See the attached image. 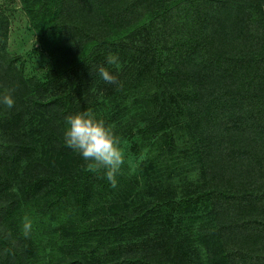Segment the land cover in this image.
<instances>
[{
	"label": "rangeland",
	"instance_id": "obj_1",
	"mask_svg": "<svg viewBox=\"0 0 264 264\" xmlns=\"http://www.w3.org/2000/svg\"><path fill=\"white\" fill-rule=\"evenodd\" d=\"M179 1L184 2L182 12L190 13L192 2L198 5L208 0H177L167 9ZM223 6L228 20L225 28L234 36L235 51L264 55V0L260 6L239 2ZM54 18L51 0H0V94L5 88L14 90L15 99L11 110L0 104V234L14 243L22 254V264H68L74 257L90 264H111L113 258L130 254V250H134L132 255L149 250L164 233L163 228L175 229L176 237L183 238L184 243L187 240L186 249H194L197 243L192 241V231L197 235L196 225H202L208 234L213 222L203 202L195 206L196 213H190L194 225L180 219L176 204L172 209L164 205L159 211L152 208L162 205L163 195L178 199L182 192L196 196L206 188L199 145L195 143L202 136L201 125L187 113V106L200 101L203 87L211 84L216 88V77L210 79L207 71L206 78H201L194 64L180 63L175 53L170 52L168 60L166 51L153 54L148 24L151 15L123 31L111 29V45L89 55L71 51L51 54L57 43L47 34L43 40L38 36ZM213 28L214 24L202 27L201 35L191 28L181 31L195 38L204 35L201 44L206 46L207 40L219 32L218 26ZM253 35L250 42L248 36ZM109 53L119 57L118 67L106 63ZM99 66L117 75L121 86L106 84L98 73ZM169 69L194 70V76L185 80L188 82L174 80ZM155 90L163 95H156ZM180 90H188L189 99H184L186 92L181 95ZM54 94L60 97L50 105ZM258 94H264V85ZM256 100L247 103L246 110L255 106ZM159 103L168 110L169 133L166 129L138 133ZM87 110L114 127L121 138L125 164L116 176L117 186L87 196L88 206L98 207L95 211H84L70 202L72 199L63 197L52 206L48 200L55 191L53 177L81 159L73 149H65V117ZM138 210L141 219L131 223L132 236L123 237L117 231L104 234L98 229V225L110 224ZM25 218L32 222L29 238L22 233ZM75 228L79 234L73 236ZM198 249H194L195 263L212 262V249L205 245ZM3 260L0 252V264Z\"/></svg>",
	"mask_w": 264,
	"mask_h": 264
},
{
	"label": "trees",
	"instance_id": "obj_2",
	"mask_svg": "<svg viewBox=\"0 0 264 264\" xmlns=\"http://www.w3.org/2000/svg\"><path fill=\"white\" fill-rule=\"evenodd\" d=\"M175 1L51 0L55 18L43 27L38 38L43 40L47 34L57 43V48L51 50V54H59V51L95 54L111 45V29L115 32L123 31L151 15L148 24L153 54H164L166 51L168 60L170 52L175 53L180 63L194 64L201 78H206L207 71L210 79L214 80L215 76L218 86L214 88L209 84L203 87L199 92L200 101L187 106V113L191 118L196 117L201 125L199 129L202 130V136L195 143L199 145L206 188L196 196L182 192L177 196L178 199H171L172 196L164 198L163 195L162 205L156 204L152 209L161 210L163 205L172 209L176 204V213L180 219L185 223L192 221L194 225L195 218L190 217V213H196V208L203 202L213 222L208 234H205L206 229L202 225L200 227L197 224L198 232L196 235L192 231L195 235L192 241L197 243L194 249L205 245L207 249L213 250L210 258L212 262L207 263L264 264V94H258L264 85V55L238 54L235 51L234 36L225 28L228 20L223 6L230 2L260 6L263 0H208L198 5L192 2L190 13L182 12V1L172 9H167V5ZM175 11V15L171 14ZM211 24H214V28L218 26L219 32L214 39L207 40L206 46L201 44L204 35L195 38L193 34L190 36L181 31L183 28H191L194 33L201 35L202 27ZM254 37L248 36L249 41ZM169 70L170 78L174 80L185 81L194 76V70ZM158 91L154 93L163 95ZM183 92H186L184 99H189V91H179L181 95ZM174 95L178 96L177 93ZM59 97L58 94L52 95L50 105L55 104V99ZM253 100L257 101L255 106L246 110V104ZM167 112L166 106L160 104L147 124L137 132L166 129V133H169ZM56 139L60 141L59 136ZM65 149L68 151L69 147L65 145ZM74 162L61 171L65 175L60 172L53 177L55 180H52V187L55 191L48 200L49 204L55 206L63 197L68 201L72 199L70 202L84 211H95L98 207L94 204L88 206L87 196L98 189L110 187V183L102 172L97 174L85 171L82 158ZM139 214L140 210L127 217L117 218L119 222L116 220L98 225V229L104 234L117 231L123 237L132 236L133 232L129 231H133L134 226L131 223L141 219ZM162 230L164 233L159 235L149 250L138 251L136 255H132L134 250H130V254L125 252L113 258L111 264H166V261L176 264L180 259V264H187L188 261L197 264L195 250L186 249L187 240L184 243L183 238L176 237L178 232L175 229ZM74 231L73 236L79 234L78 228ZM0 252L4 264H22V254L5 234H0ZM146 256L152 258L146 259ZM68 264L90 263L74 257Z\"/></svg>",
	"mask_w": 264,
	"mask_h": 264
},
{
	"label": "clouds",
	"instance_id": "obj_3",
	"mask_svg": "<svg viewBox=\"0 0 264 264\" xmlns=\"http://www.w3.org/2000/svg\"><path fill=\"white\" fill-rule=\"evenodd\" d=\"M106 63L118 67L119 57L109 53L106 56ZM98 73L106 84L121 86L117 75L106 67L99 66ZM13 91L5 88L3 94H0V104L8 110L15 106ZM65 123L64 144L81 156L83 169L97 174L102 172L110 186L115 188L116 176L125 164V153L121 146V138L114 127L106 125L92 110L70 114L65 117ZM31 231L32 222L25 218L22 225L23 236L29 238Z\"/></svg>",
	"mask_w": 264,
	"mask_h": 264
}]
</instances>
